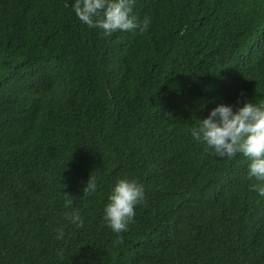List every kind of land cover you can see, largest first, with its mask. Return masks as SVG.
Returning <instances> with one entry per match:
<instances>
[{
  "label": "trees",
  "instance_id": "obj_1",
  "mask_svg": "<svg viewBox=\"0 0 264 264\" xmlns=\"http://www.w3.org/2000/svg\"><path fill=\"white\" fill-rule=\"evenodd\" d=\"M73 2L0 0V264H264L248 158L189 133L218 103L264 99V0H136L148 29L107 37ZM122 177L145 200L118 240L102 207Z\"/></svg>",
  "mask_w": 264,
  "mask_h": 264
},
{
  "label": "clouds",
  "instance_id": "obj_2",
  "mask_svg": "<svg viewBox=\"0 0 264 264\" xmlns=\"http://www.w3.org/2000/svg\"><path fill=\"white\" fill-rule=\"evenodd\" d=\"M135 3L136 0H74L71 8L79 22L99 29L107 37L117 30H138L143 33L148 29L151 21L148 17L142 20L137 18L133 12ZM189 133L192 140L213 157L230 159L237 153L247 157L246 175L254 180L249 190L264 198V99L258 102L247 99L243 103L238 102L235 108L231 104L218 103L209 109L204 118L198 119ZM135 138L136 142L143 141L153 152L164 147L158 139L144 135ZM96 187L95 178L89 176L84 194L94 193ZM144 200V187L136 179H115L102 207V220L106 227L117 234L118 240L133 222L135 206ZM64 217L70 225L83 227L84 220L79 210L67 211ZM146 230L150 231L151 226ZM54 231L56 240L65 235L63 225Z\"/></svg>",
  "mask_w": 264,
  "mask_h": 264
}]
</instances>
